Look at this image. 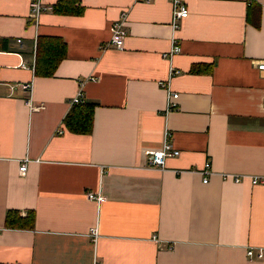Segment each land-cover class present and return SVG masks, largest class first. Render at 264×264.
Returning a JSON list of instances; mask_svg holds the SVG:
<instances>
[{
  "label": "crops",
  "instance_id": "0c3cea01",
  "mask_svg": "<svg viewBox=\"0 0 264 264\" xmlns=\"http://www.w3.org/2000/svg\"><path fill=\"white\" fill-rule=\"evenodd\" d=\"M36 1L0 0V264H264L246 254L264 248V187L222 177L264 178V0H179L176 31L175 0H80L78 15L42 0L38 23ZM124 14L125 49H103ZM40 38L67 46L52 77L35 73ZM79 92L91 134L64 124ZM165 131L181 154L153 167ZM9 211L34 226L6 228Z\"/></svg>",
  "mask_w": 264,
  "mask_h": 264
},
{
  "label": "built area",
  "instance_id": "2783aa9c",
  "mask_svg": "<svg viewBox=\"0 0 264 264\" xmlns=\"http://www.w3.org/2000/svg\"><path fill=\"white\" fill-rule=\"evenodd\" d=\"M147 1L149 2L150 0H147ZM49 10L50 8L45 7L43 5L42 0H38L36 2H33L32 4L30 17L35 19L38 23L41 14ZM189 15H190V12H189L187 5H185L184 3H181L179 0H175L173 17H172L173 29H175V31L179 30L181 28V22L187 19ZM127 20H128V17L126 16V14H124L123 18H121L114 24L113 26L114 30H113L111 39L105 46L104 45L102 46L103 49L114 48L118 51H122L125 49V43H126V39L128 36ZM181 52H182V48L180 47V45H177L175 43V46L173 50L171 51V55H177V54H180ZM21 67L28 68L25 64H22ZM258 69L261 71H264V62L258 64ZM175 74H177V72L172 71V75H175ZM23 88L25 90H29L30 85H24ZM179 98H180L179 94L177 93L173 94L169 92L168 101H167V111H173L174 109H177ZM84 102H85L84 95L82 92H79L77 97L73 99L72 104L77 105V104H83ZM31 108H34V107H31ZM170 136H171L170 132L165 131V142L163 146L161 147V149L150 153V164L153 167L165 168L166 163L169 159L180 156L181 152L178 149L173 147L172 143L170 142ZM29 162H30V159L26 158L21 163L19 167V174L21 176L26 175ZM211 174H212L211 165L210 163H207V165H205V169L202 171V175L204 176L203 182L205 184L209 182L208 176ZM222 177L225 181H232L237 184L242 183L246 179H249L253 186H263L264 187V178H261L259 176H245V175H236V174L228 173V174H223ZM88 198L98 203H101L104 200L103 195L101 194L95 195L94 193H89ZM90 236L93 240L96 241L99 237L98 229L97 228L93 229L90 233ZM246 254H247V257L251 261L264 260V248H258V249L249 248ZM91 264H103V263L101 261L95 260Z\"/></svg>",
  "mask_w": 264,
  "mask_h": 264
},
{
  "label": "trees",
  "instance_id": "16d2710c",
  "mask_svg": "<svg viewBox=\"0 0 264 264\" xmlns=\"http://www.w3.org/2000/svg\"><path fill=\"white\" fill-rule=\"evenodd\" d=\"M55 13L78 15L83 12L80 0H59L53 7ZM35 73L37 76L52 77L57 67L66 58L67 46L60 39L40 38L38 41ZM95 105L83 103L74 105L64 120L68 131L75 134H91L94 129ZM35 223V214L29 212L25 217L19 211H9L5 226L9 229H28Z\"/></svg>",
  "mask_w": 264,
  "mask_h": 264
}]
</instances>
